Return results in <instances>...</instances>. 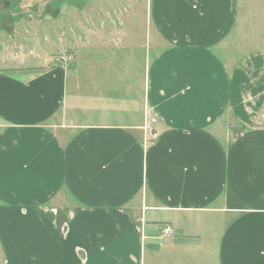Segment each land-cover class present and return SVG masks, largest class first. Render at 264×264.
Segmentation results:
<instances>
[{
	"label": "crops",
	"instance_id": "obj_1",
	"mask_svg": "<svg viewBox=\"0 0 264 264\" xmlns=\"http://www.w3.org/2000/svg\"><path fill=\"white\" fill-rule=\"evenodd\" d=\"M235 3L149 0L139 115L102 102L127 69H0L2 264H264V50L217 49Z\"/></svg>",
	"mask_w": 264,
	"mask_h": 264
},
{
	"label": "rangeland",
	"instance_id": "obj_2",
	"mask_svg": "<svg viewBox=\"0 0 264 264\" xmlns=\"http://www.w3.org/2000/svg\"><path fill=\"white\" fill-rule=\"evenodd\" d=\"M44 1L0 0V69H31V73L49 67L72 69L76 66L78 69L81 68L79 61L88 69H127L125 74L122 70L113 72L120 78L117 82L110 81L116 87L105 91L102 102L111 107L118 102L115 99H126L127 107L137 110L139 115L144 70L154 53L148 33L153 34L155 30L149 28L146 20L149 0H52L40 17L35 16ZM235 2L233 31L217 48L220 51L230 48L225 56L230 63L247 52L264 50V0ZM25 10L34 15H10ZM121 22L124 24L122 35H128L127 40L122 38L123 43L116 36L109 39L111 33L117 35L115 29ZM130 30L134 32L129 37ZM126 49L130 51L124 52ZM62 55H69L70 61L58 63ZM79 76L86 78L83 72ZM145 115L144 111V118ZM150 119L146 118L145 122L149 123ZM3 258L0 249V264Z\"/></svg>",
	"mask_w": 264,
	"mask_h": 264
},
{
	"label": "built area",
	"instance_id": "obj_3",
	"mask_svg": "<svg viewBox=\"0 0 264 264\" xmlns=\"http://www.w3.org/2000/svg\"><path fill=\"white\" fill-rule=\"evenodd\" d=\"M58 59H59V61H58ZM58 59H57L58 63H59V62H60V63H66V62L70 61L69 55H68V56H64V55H62V56H60ZM154 122H155V119H154V118H151V119H150V122H149L148 124H146L145 126H143V130H144V131H148V130H149V126H150L152 123H154ZM150 136H151L152 138H155V137H156V134L151 132ZM162 232H163V235L168 236V235H170V234L172 233V230L170 229V227L165 226V227L162 229Z\"/></svg>",
	"mask_w": 264,
	"mask_h": 264
},
{
	"label": "water",
	"instance_id": "obj_4",
	"mask_svg": "<svg viewBox=\"0 0 264 264\" xmlns=\"http://www.w3.org/2000/svg\"><path fill=\"white\" fill-rule=\"evenodd\" d=\"M51 1H52V0H45V1L42 3L41 7H40V11H39V13H38V14H35V16L40 17L41 14H42V12H43V10H44V7H45L46 5H48ZM22 13H28V14H32V15H34V13H33L32 11H30V10H25V11H22L21 13H10V15L13 16V17H15V16H17L18 14H22Z\"/></svg>",
	"mask_w": 264,
	"mask_h": 264
}]
</instances>
